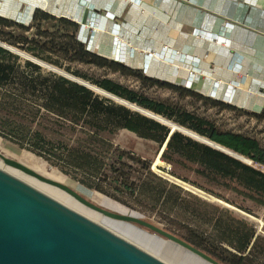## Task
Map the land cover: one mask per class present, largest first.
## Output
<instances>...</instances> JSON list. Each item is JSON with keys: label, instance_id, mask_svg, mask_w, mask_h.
Masks as SVG:
<instances>
[{"label": "trees", "instance_id": "obj_1", "mask_svg": "<svg viewBox=\"0 0 264 264\" xmlns=\"http://www.w3.org/2000/svg\"><path fill=\"white\" fill-rule=\"evenodd\" d=\"M80 30V23L41 9H36L26 23L0 15L2 42L45 63L65 68L73 75L89 80L117 97L172 120L178 126L250 159L252 164L179 130L172 132L170 127L103 98L81 83L46 71L30 60H25L23 64L21 56L0 46V84H16L23 93L29 95L30 100L40 102L38 108L28 106L25 115L19 116L20 120L15 122L17 124L2 121L1 134L4 135L5 130L13 125L10 135L28 150L39 152L38 155L49 161L56 157L60 161L64 157L56 152H72L73 149L71 138L64 132V128L78 129L79 141L86 134L92 140L90 145L101 144L106 148L105 152L110 153L107 163L111 172L117 175L114 182L116 191L130 197L146 198L144 203L147 207L161 214L166 222L179 223L186 232L175 233L169 227L166 230L222 264H264V234L259 231L257 222L250 217L264 220V146L261 141L226 130L214 120L189 110L180 102L150 98L116 80L108 77L95 78L80 69H74L72 65L77 63L108 69L133 77L141 81L144 87L170 89L182 98L190 97L196 102L202 101L222 110L242 112L243 109L149 77L141 69L92 52L80 40ZM4 106L1 105L2 111L7 110ZM13 112L15 111L9 114L17 117ZM249 115L259 121L264 120V110ZM121 130L130 131L153 142V158L144 160L143 156L133 154V150L107 144L106 140L113 139ZM162 150L161 159L171 166L168 173L172 177L231 207L204 199L154 172L152 164ZM40 152H50L52 155L45 156ZM134 175L137 180L133 181ZM83 182L123 201L103 190L100 186L102 182ZM124 203L127 204L125 201ZM182 213L186 217L184 221L177 218Z\"/></svg>", "mask_w": 264, "mask_h": 264}, {"label": "crops", "instance_id": "obj_2", "mask_svg": "<svg viewBox=\"0 0 264 264\" xmlns=\"http://www.w3.org/2000/svg\"><path fill=\"white\" fill-rule=\"evenodd\" d=\"M27 6L80 23V40L111 59L119 24L129 67L205 96L219 82L232 105L264 110V0H0V15L22 19Z\"/></svg>", "mask_w": 264, "mask_h": 264}, {"label": "water", "instance_id": "obj_3", "mask_svg": "<svg viewBox=\"0 0 264 264\" xmlns=\"http://www.w3.org/2000/svg\"><path fill=\"white\" fill-rule=\"evenodd\" d=\"M0 46L19 56L23 55L17 48L6 44H0ZM26 58L41 67H47L45 62L35 57L26 56ZM117 62L127 65L122 61ZM64 77L100 93L90 83L67 75ZM103 91L110 95L108 96L110 99L124 100ZM123 104L127 107H130L129 104L132 105L131 102ZM143 115L151 117L144 113ZM151 118L170 127L172 132L179 130L241 161L252 164L250 159L201 137L185 127L178 126L174 122L166 124L155 117ZM0 157L7 164H0V264H168L96 220L80 214L75 208L59 201L47 191L31 184L21 176V172L61 189L79 203L104 216L150 229L210 264H222L166 230L164 226L139 216L121 214L105 208L72 187L40 174L1 151ZM250 217L256 220L255 217Z\"/></svg>", "mask_w": 264, "mask_h": 264}, {"label": "rangeland", "instance_id": "obj_4", "mask_svg": "<svg viewBox=\"0 0 264 264\" xmlns=\"http://www.w3.org/2000/svg\"><path fill=\"white\" fill-rule=\"evenodd\" d=\"M30 7L31 6H27L25 8L23 12V17L25 15L24 13H26V10H28V8ZM31 17L32 16H30L29 14V17L26 18L25 22H28L31 19ZM0 44H6V43L0 40ZM122 45L123 44L121 43L120 44L121 49L123 48ZM20 51L23 53V55L21 56L22 59L21 63L24 64V61L27 60L26 56H31V55H29L27 52H24L22 50ZM46 64L47 67H43L46 71H52L62 76L67 75L69 77H75L77 79L90 83L94 87H98L89 80L73 75L72 73L68 72L65 68H60L58 66L49 63ZM72 67L74 69H80L95 78H103V77L111 78L113 80H116L124 84L125 86L143 92L150 98L156 100L180 102L181 104L186 105L189 110L196 111L202 116L214 120L219 126L223 127L226 130H232L234 132L242 133L259 139L262 145L264 146V120L259 121L255 117L249 115L252 112H248L246 110H243L242 112L235 110H225V109L222 110L219 107L209 106L203 103L202 101L196 102L194 99L190 97L182 98L177 92H174L170 89L158 88V87H154V88L144 87L141 81L133 77L124 76L121 73L112 72L108 69H102L95 66L77 64V63L73 64ZM96 94L102 96L103 98L110 99L107 95L100 93H96ZM110 100L114 101L117 104L126 106L120 101H117L116 99H110ZM39 103H40L39 101L30 100L29 95L27 93L26 94L23 93V91L16 84L15 85L0 84V123L4 120H8L11 123L13 122V124H17L15 122L20 120L19 116L22 117L23 115H25L28 106L33 108H38ZM3 104L6 106L7 110H3V111L1 110V105ZM130 109L135 112L143 114L139 110H135L132 108ZM11 111H15L13 113L17 114V117L14 115L11 116V114H9V112ZM12 128L13 125H11V127L9 126L8 129L5 130V132L3 131L4 135H2L0 132V151H4V153L8 157L15 159L16 154L20 155L24 151L26 150L30 151V150H28L27 147L24 144L20 143L16 138L12 137V135H10L9 132H12L11 131ZM64 132H66L67 136L71 138L72 141L71 144L73 145V149L72 152H56L58 155H63L64 157L63 160L59 161L58 157H56L57 159L52 158L51 161H49L45 157L38 155L37 153L39 152H32V151L30 152L43 158L44 160L60 168L64 172L72 175L83 184H85L83 182L84 180L92 181L96 184H100L102 182L100 186L101 188H103V190H105L109 194L119 197L123 201L117 200L112 196L99 191L96 188L93 189L122 203L123 205L127 206L132 211H134L135 213L139 214V216L146 218V220L153 221L154 223H157L160 226H164L165 228L169 227L170 229H173L175 233L183 234L186 232V229L181 227L179 223L170 224L162 218L161 214L154 212L151 210V208L147 207L145 205L146 203H144L146 201V198L143 197L136 198V196L130 197L126 194L116 191L114 187L115 186L114 182L117 179V175L112 173L110 168L108 167L107 160L110 156L109 155L110 153L105 152L106 148L102 147L101 144H99L98 146L90 145L92 140H90V138L86 134H84V136H82L81 140L79 141L80 134L78 129L71 130V128L65 127ZM106 141H108L107 144H110L112 146L115 147L121 146L122 148H126L127 150H133L134 151L132 152L133 154L138 156L139 155L143 156L144 160L149 161L154 156V149L152 147V144H154L153 142L149 140H145L127 130H121L113 139H108ZM40 153L44 154L45 156L52 155L50 152H40ZM154 163L155 161L152 164V170L157 174L171 180L172 182H176L180 184L186 190L192 192L193 194L201 196L204 199L231 207L225 202L219 200L218 198L212 197L206 194L204 191L197 189L196 187L188 183L182 182L172 177L168 173V171L171 169L170 165L169 167H166L165 165H158V170H154ZM132 180L133 181L137 180L136 175L132 177ZM124 201L127 202V204H125ZM237 211L240 212V210ZM241 213L246 215V213L242 211ZM184 216L185 214L182 213L180 214V217L177 218L178 220L184 221L186 219V217ZM255 218L256 220H254L253 218L252 220L257 222L259 226V231L262 234H264V220L262 218H257V217ZM107 220L110 223H114L115 226L110 225V228L114 229V231L123 235L124 237H126L133 243L137 244L138 246L144 248L145 250L153 253L156 257H158L159 259H161L162 261L168 264H210L207 261L196 256L195 254L191 253L190 251L186 250L182 246L174 243L173 241L168 240L167 238L159 234H156L150 229L144 228L137 224L120 221L109 217L107 218ZM106 225L108 226L109 224L106 223ZM116 225L119 226V228ZM120 226H126L127 229L126 228L122 229Z\"/></svg>", "mask_w": 264, "mask_h": 264}, {"label": "bare ground", "instance_id": "obj_5", "mask_svg": "<svg viewBox=\"0 0 264 264\" xmlns=\"http://www.w3.org/2000/svg\"><path fill=\"white\" fill-rule=\"evenodd\" d=\"M32 9V8H31ZM30 9V11H31ZM115 17V15H112ZM121 58L120 53L114 52V58ZM122 58H124L122 56ZM149 59V58H148ZM146 61L145 65L146 69L148 70L149 68V62L150 61ZM125 61H127L125 59ZM220 88V87H219ZM95 89L100 92L101 94L110 96L108 93L104 92L101 88L99 87H95ZM211 93L214 94V96H219L220 94V90L217 88H213L210 91ZM225 96V94H223V97ZM115 98V96H113ZM224 98H226L227 100H230V97L225 96ZM123 103H130L126 100L120 101ZM130 107H133L136 110H139L140 112L151 116V117H155L158 120H160L163 123L166 124H171L173 123L172 120H169L163 116H158L156 113L149 111V110H145L140 108L138 105L136 104H129ZM2 153H4V151H1ZM233 152V151H232ZM5 154V153H4ZM6 155V154H5ZM15 159L20 161L21 163H23L24 165L34 169L35 171L39 172L40 174L56 180L60 183L66 184L70 187H72L73 189H75L76 191L80 192L81 194H83L84 196H86L87 198L91 199L92 201L96 202L97 204L108 208L110 210L116 211L118 213L121 214H126V215H134V216H139V214L135 213L134 211H132L130 208H128L127 206L123 205L122 203L102 194L101 192L90 188L89 186L83 184L82 182H80L79 180H77L75 177H73L72 175L64 172L63 170H61L60 168L50 164L49 162H47L46 160H44L43 158L37 156L36 154L30 152V151H24L22 154H16L15 155ZM0 164L3 165H7L4 160L0 157ZM158 165H165L166 167H169V164H167L165 161H163L161 159V156H158V158L155 160L154 163V170H158ZM21 176L24 177V179L28 180L31 184L47 191L50 195L56 197L59 201L75 208L80 214L84 215L85 217L89 218V219H93L96 220L98 223L104 225L107 228H110V225L115 226L114 223H110L107 220V216L102 215L99 212H96L88 207H86L85 205L79 203L77 200H75L73 197H71L70 195H68L67 193H65L64 191H62L61 189L52 186L50 184L44 183L42 181H39L38 179L31 177L23 172H21ZM141 217V216H139ZM110 218V217H109ZM144 218V217H142ZM146 219V218H144ZM150 221V220H148ZM153 222V221H151ZM262 222V221H261ZM105 223V224H104ZM106 223H108L109 227L106 225ZM117 226V225H116ZM119 228V226H117ZM122 229L126 228V226H120ZM111 230L114 231V229L110 228ZM116 232V231H115ZM117 233V232H116ZM119 234V233H118ZM121 235V234H120ZM123 236V235H122ZM124 237V236H123ZM126 238V237H125ZM149 252V251H148ZM151 253V252H150ZM153 254V253H151ZM154 255V254H153Z\"/></svg>", "mask_w": 264, "mask_h": 264}, {"label": "built area", "instance_id": "obj_6", "mask_svg": "<svg viewBox=\"0 0 264 264\" xmlns=\"http://www.w3.org/2000/svg\"><path fill=\"white\" fill-rule=\"evenodd\" d=\"M28 9H31V7L30 8H28ZM25 15H24V18H22V19H18V20H20V21H22V22H24L25 23V20H26V18L27 17H29V14L30 13H24ZM108 16H110V17H112L113 19H115V17L114 16H112V15H108ZM118 28V29H117ZM112 33H114V34H117V36H116V38H115V41H114V52H119L120 53V55H121V47H120V44H121V41L120 40H118V34L120 33V25L119 24H115L114 26H113V30H112ZM146 58L148 59L149 57L148 56H146ZM152 58V57H151ZM115 60H117V61H122V62H124V63H126V61H125V58H122V56H121V58H117V57H115L114 58ZM231 67L233 68V70L234 71H237V72H240L241 70H242V65H241V63H238V62H235V61H233V64L231 65ZM194 70H196L197 71V69H195V67H194ZM144 71L146 72V68L144 69ZM219 87H220V84H219V82H217L216 83V85H215V87L214 88H217V89H219ZM232 90V89H231ZM231 90L230 89H228L227 90V92L225 93V96H227V97H230V100H227L226 98H224L223 96H221V95H219V96H214V94L213 93H211L209 96L211 97V98H213V99H220V100H225L224 102H226V103H232V99H231Z\"/></svg>", "mask_w": 264, "mask_h": 264}]
</instances>
